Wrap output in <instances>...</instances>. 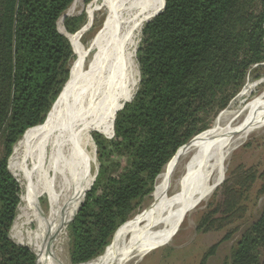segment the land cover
<instances>
[{
  "label": "trees",
  "instance_id": "16d2710c",
  "mask_svg": "<svg viewBox=\"0 0 264 264\" xmlns=\"http://www.w3.org/2000/svg\"><path fill=\"white\" fill-rule=\"evenodd\" d=\"M74 1L0 0V264L43 263L28 187L20 192L13 176L69 78L71 46L57 24ZM96 1L83 3L89 9ZM162 7V0H139L132 66L106 99L91 98L80 115L90 116L98 166L85 195L77 185L67 218L71 204L64 211L71 264L105 253L178 150L209 130L248 70L264 63V0H164ZM231 175L235 181L223 183V199L207 214L210 227L242 216L249 186L242 174ZM260 214L229 264H264V204Z\"/></svg>",
  "mask_w": 264,
  "mask_h": 264
},
{
  "label": "rangeland",
  "instance_id": "374dc122",
  "mask_svg": "<svg viewBox=\"0 0 264 264\" xmlns=\"http://www.w3.org/2000/svg\"><path fill=\"white\" fill-rule=\"evenodd\" d=\"M93 2L94 1L90 4ZM119 3L120 0H99L88 9L90 4L85 6L83 0H75L66 10L65 14H63L59 24H57L58 30L68 39L71 46L72 58L67 65L69 78H67L60 92V94L62 93V98L59 100L60 94L57 96V99L52 105V113L46 117L45 122L39 126V129L32 135L31 140L26 145L24 155L18 164L20 176H14L19 183L20 192L23 191V189L26 190L28 187V203L33 210L36 220H38L36 227H38L51 208L52 199L49 194V186L53 176L59 171L62 165L64 145L61 138L58 136V130L62 120L61 110L65 93L71 86L79 81L80 77L85 78L94 71L97 58L104 53L105 50L111 48L116 41V34L114 33L115 13ZM74 19H78V21ZM66 27H70L71 32H67ZM70 80L72 82L65 91ZM263 93L264 63H261L252 66L248 70V74L241 89L231 99L228 106L222 110L223 112L220 111L217 117L211 122L209 130L217 125L218 120L223 115L229 116V114H238L245 110L254 99L258 98ZM89 120L90 116L85 110L83 119L80 118L78 124V137L82 157L78 178L80 179L79 190L82 191L83 195H85L93 179H95L94 175L97 172L98 166L95 157V146L89 136ZM208 131L204 132L193 141L202 137ZM189 158L190 155L184 161L180 162L173 171L170 189L168 192H163L162 194V196H164L163 199L166 198L167 202L175 198L186 186L188 175L186 174L185 166ZM9 165L10 163L8 162V167ZM13 173L16 174V172ZM232 173L242 174V177L245 178L244 180L246 181V183L243 182V184L249 186L247 190L243 191L242 216L228 226L224 227V223L221 222L218 226L214 225L210 227L205 224V219L208 216L207 214L223 199L221 194L223 183L229 180L230 183L228 186H230V184L235 181L234 177L231 175ZM212 176L213 174L211 173L206 174L196 186V188L200 187L201 195L208 194L209 196L206 195L205 198L195 201L191 204L189 209L183 211L180 215L182 217L172 226L171 232H168L169 235L165 242L152 249L142 259L130 257V259L125 260L126 257L118 255L117 249L109 252L110 247L115 239H117L115 238L118 234L116 232L112 237L113 239L110 243V247L105 253L90 263H98L105 259H109L110 264H123L125 261L128 262H126L127 264H201L205 254L212 249L213 245H216L214 253L204 263L229 264L231 258L230 254L242 236L241 234L260 217L263 208L264 195L262 197L259 196L260 192L264 190V127L251 134L245 142L238 145L227 159H225L222 165V176L215 189L209 194ZM251 177H255V181L250 183ZM176 183H178L177 188H175ZM89 184L90 186H88ZM155 184L149 197L129 216L130 218L127 223L134 220L139 221V223L133 228L131 233L128 234L125 241L126 243L123 246L124 251L129 250L130 247L139 242L142 221L159 206L161 196L155 191ZM83 201L84 196L81 203ZM64 211L63 214H60L61 224ZM163 213L164 211L157 215V218H154L153 221L156 219L161 221L164 215L165 217L163 219L167 218L169 213L167 211L166 214ZM173 214H178V212L176 211ZM239 216L240 215L237 217ZM175 217L176 216H174L173 219ZM157 223L153 224L149 231H153L152 233H154L164 229L157 225ZM36 227L34 229L35 239L38 237V234L35 233ZM62 228L61 234L64 235V241L60 247L56 246V251L59 253L60 249V256L58 259L62 264H71L68 257L69 239L67 236V229H64V224H62ZM226 236H230V239L223 241Z\"/></svg>",
  "mask_w": 264,
  "mask_h": 264
},
{
  "label": "bare ground",
  "instance_id": "6f19581e",
  "mask_svg": "<svg viewBox=\"0 0 264 264\" xmlns=\"http://www.w3.org/2000/svg\"><path fill=\"white\" fill-rule=\"evenodd\" d=\"M138 2L139 0H120L115 13L114 33L116 34V41L111 48L105 50L97 58L94 71L85 78L80 77L79 81L71 86L65 94L61 110L62 120L58 130V136L64 145L62 165L53 176L49 186V194L52 199L51 208L36 227L35 232L38 234L36 239L44 250L43 264H62L58 259L60 249L58 253L56 246L60 247L64 241L61 230H63L62 224H64L65 219L62 215L61 224L60 214H63L68 204L71 205L68 206L66 218L70 213L80 180L78 178L82 160L78 137L80 115L83 113L86 104L93 101L90 100L91 98L106 99L112 86L132 66L134 55L132 44L136 35ZM262 127H264V93L254 99L245 110L238 114L223 115L218 120L217 125L205 135L179 150L175 159L169 162L156 179L155 191L160 194L161 200L158 208L142 221L139 242L130 247L129 250L124 251L123 246L126 243L128 234L139 223V221L134 220L122 227L109 252L117 249L118 255L126 257L125 260L130 259V257L142 259L152 249L165 242L172 226L182 217L180 216L182 212L189 209L195 201H199L208 195H201L200 187L196 188L202 177L206 174H213L210 194L222 176V165L225 159L238 145L245 142L251 134ZM189 155V161L185 166L188 182L176 195L177 197L175 196L170 202H167L166 198L163 199L162 194L169 191L170 184H172V173L177 165ZM177 187L178 183H176L175 188ZM165 210L169 213L167 218L163 219L164 215L161 221L159 219L153 221L163 211L166 214ZM176 211L178 214L174 215L173 213ZM173 215L176 216L174 219ZM155 223L164 229L154 233L149 231ZM64 227H66V222ZM126 262H123V264L128 263ZM90 264H110V261L105 259Z\"/></svg>",
  "mask_w": 264,
  "mask_h": 264
},
{
  "label": "water",
  "instance_id": "95a60500",
  "mask_svg": "<svg viewBox=\"0 0 264 264\" xmlns=\"http://www.w3.org/2000/svg\"><path fill=\"white\" fill-rule=\"evenodd\" d=\"M162 2H163V7H162V10H163V8H164V0H162ZM161 12H162V11H161ZM161 12H160V14H161ZM158 15H159V14H158ZM158 15H157V16H158ZM121 109H122V108H121ZM121 109H120V110H121ZM118 111H119V110H118ZM95 175H96V174H95ZM95 175H94V177H95ZM13 177H14V176H13ZM93 181H94V179H93ZM93 181H92V183H93ZM81 204H82V203H81ZM79 208H80V206L78 207V209H79ZM78 209H77V211H78ZM77 211H76V212H77ZM75 214H76V213H75ZM75 214H74V215H75ZM71 219H72V218H71Z\"/></svg>",
  "mask_w": 264,
  "mask_h": 264
}]
</instances>
